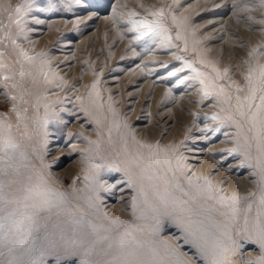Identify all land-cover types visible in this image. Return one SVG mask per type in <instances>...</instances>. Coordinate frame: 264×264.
<instances>
[{"label":"bare ground","instance_id":"bare-ground-1","mask_svg":"<svg viewBox=\"0 0 264 264\" xmlns=\"http://www.w3.org/2000/svg\"><path fill=\"white\" fill-rule=\"evenodd\" d=\"M120 12L121 11H119V14ZM111 16L113 17V14ZM102 18H104V15L101 19ZM220 18V16L218 18L216 17L217 20ZM235 20L237 21L238 19ZM227 21H229V18ZM227 21L224 22L225 24L222 23L220 26L222 29H220L219 32H223V34L227 33L224 32L226 29L224 28V25L226 26ZM240 23H238V25ZM125 26H127V24H125ZM122 27L124 28V26ZM115 28L116 27L114 26V29ZM263 28L258 29L262 30ZM240 30H242V28ZM120 31L122 30L120 29ZM133 32L136 34L135 31ZM90 33L92 34L91 31ZM130 33L133 35L132 32ZM112 34H110V36ZM254 34L256 35V32ZM86 35H89V32L86 33ZM85 37V39L88 38L87 36ZM225 37L226 34L224 38ZM250 37L253 38V35H250ZM105 38L104 40L107 39ZM119 38L121 39V37H118L117 39ZM113 39L111 38V41ZM119 40H117V42ZM134 40L132 41L131 39L132 42H134ZM228 40L231 41L234 40V38L231 40L228 38ZM236 40L238 41L239 39ZM253 40L256 41L257 39L254 38ZM197 41L199 40L197 39ZM81 42H79L80 45ZM138 42L140 43V39ZM144 42L140 43V45ZM123 43L121 41V47ZM196 44L197 42L195 43V47ZM238 44L236 43L238 48L243 45L240 43ZM128 45L131 46L129 43ZM136 45H138V43ZM145 45L148 46V43ZM208 45L206 43V50L210 49V47L208 49ZM72 46L73 45H71V47ZM112 46V52L119 53L117 52L119 50V48H117L119 45H117V47L115 46V48H117L116 50L114 49V45ZM109 47L111 46H108V49ZM131 47H133V45ZM202 47L204 46L202 45ZM215 48L213 49L215 50ZM250 48L252 49V47ZM258 49L260 48L258 47ZM135 50H137V48ZM89 52H91V49ZM126 52L127 51H125V55L127 56L128 53L126 54ZM103 53L101 55L104 56ZM113 54H109L110 58L111 55L112 57L114 56ZM216 54H210L213 55V58L209 55L208 56L214 59V55ZM58 55H60V53ZM65 55L71 56L72 54L70 52L63 56ZM122 56L124 55H121V57ZM132 56L135 57L134 54ZM208 56L206 57L208 58ZM258 56L260 55H257V59ZM261 56H263V53H261ZM235 57H233V60L236 59ZM54 58H56V55L55 57L53 56L52 59ZM238 58H241V55L240 57L238 56ZM84 59L85 58L81 60ZM94 59L96 60V57H94ZM190 59L193 60V57ZM253 59L255 61V58ZM146 60L147 58L143 61L146 62ZM222 60L225 61L224 59ZM233 60L231 59V61ZM76 61L75 63H78ZM236 61L237 60H235V62ZM258 61L259 60H257V62ZM103 62H105L104 59ZM140 62L139 64L137 63V69L132 67L134 73L138 72L140 74L143 71L141 70L142 67H146L143 66V62L141 63V66ZM215 62L212 61L213 65ZM118 63H115L116 66H119ZM230 63L232 62H229V65H231ZM261 63H263V61ZM103 64L104 68L108 66V64H106L107 66H105V63ZM215 65L218 64L216 63ZM225 65L227 66V64ZM194 66H196V64ZM150 67L152 68L153 66L150 65ZM104 68H102V71ZM151 68H147L150 73L152 72L150 71ZM250 68L251 67L249 66V69ZM73 69L75 70V68ZM249 69L246 70L247 75L251 72ZM53 70L54 69L49 70L51 75L54 73ZM110 70L112 71V69ZM152 70H154V68ZM97 71L98 70H96V72ZM68 72L69 70L62 73L65 74L64 76H69ZM87 72L86 67V74ZM99 73L101 75L100 70ZM140 76L142 78L141 74ZM90 77L91 76H89V78ZM115 77L117 76L115 75ZM109 78L111 77H108V79ZM185 78L186 77H184V79ZM114 79H110V81ZM142 79L144 81L141 83V87L144 89H140L145 90V92H147L146 94L151 95L152 99L151 104L149 102V106L144 107L141 110L142 113L138 116L140 117L139 120L147 121L146 124L140 125H138V123L135 125H128L126 122L127 126L122 122H119V118L121 119V117L115 113L116 107L114 105L116 101H114L115 103L113 102L115 94L112 99L109 98L110 100L107 99L105 95L106 99L103 98V100L98 93L92 92L93 90L89 94V91L92 89L90 85V88H88L89 90L85 91L86 99L82 97L85 99L82 107L88 112L92 123L90 124L88 122V117L84 118L83 113L77 114V116H73V121L64 124V129L66 128V131L62 128L63 131L61 130L60 132V126L55 124L57 117L52 116L56 110H59L60 106L55 103V98L50 97L46 92L38 93L37 91H31V94L27 95H24L21 92L17 93L15 104L16 116L17 113H19V118L17 116V119L18 121H21L26 128H19L12 125V136L20 145V148L11 160H6L0 165V183L5 186L3 189V199H0V224L5 225V227L0 230V264H7L8 261H19L21 264H25L29 259V254L26 252V249L32 242L33 238H36L38 244H47L48 242L55 241L56 247H50L48 249L50 254L45 258L46 264H57V256L59 264H83L85 261L87 264H105V262L111 261L113 257L117 256L119 253L132 250H135L138 253L136 259L140 264H218L224 248L228 249V251L224 253L226 264H264V233L261 232V227L264 226V202H262L264 201V101L261 100V97L264 96V91L257 93L255 87L259 82L257 83L250 80L245 91L234 89L233 92V87L231 90L226 88L222 91L221 89H223V87L220 85L221 83L217 84V82L213 80V88L211 87L212 90L215 89L219 93L222 92L220 94V100L219 98L218 102L215 100L218 109H214L211 106L212 110L214 109V111L212 112L211 110V112L213 115H216L217 118L222 119L223 123H221V125L223 124L224 126L225 124L224 127H221L224 128L222 134L226 135V137L222 138L221 141L223 142L218 141V143H208L207 140L212 135L206 136V133L204 132L202 135L197 133L192 136L193 138L191 137L193 140L190 138L194 143L191 142L192 144L185 146V143L183 144L182 140H179L183 138H180L183 133L178 132V124H176V121H172L170 124L171 128L169 127L171 130L169 133L167 132L166 135H161V133H159V131L161 132L162 130L160 129L161 127L159 128L156 126L157 128H153L151 126L152 123H155L151 121V110H153L152 108H155V106L158 108V106L155 105L156 103H152L156 101L158 102L159 99H162L164 92L167 91L166 94L168 93V89L164 90V86L161 87V85H159V83H161L160 80H156L159 82L157 83L152 79L155 81V84L148 76L146 79ZM182 79L183 77L179 79V82L182 81ZM86 80L85 82H87ZM251 81L253 85H250ZM85 82L82 87L83 89L78 85L83 91L86 86ZM65 83L67 84L68 80ZM88 83L89 82H87V84ZM183 83L181 85H183ZM192 83L190 82L188 85L190 86ZM66 84H61L60 89H68V87H65ZM146 84H148L147 89ZM167 84L170 85L169 83ZM188 85H185V87ZM15 86H20L18 81ZM109 87L113 89L112 85L108 86V88ZM168 87H170L169 89H172V86ZM234 87L236 88V86ZM114 89H116V87ZM107 90L105 89V93H107ZM69 91H72L71 87ZM83 91L78 93L81 94ZM194 92H196V90H194ZM0 93H2V91ZM142 93L144 92L142 91ZM186 93L188 94V92ZM168 95H170L171 98V95L174 94L170 93ZM109 96H111V94ZM75 97L77 99V96ZM231 97L233 98L232 101ZM32 98L37 100V103L32 101ZM184 98L185 97H183V99ZM216 98L217 97H215V99ZM171 99L173 100V98ZM183 99H179V101L183 102ZM81 100L82 99H80V101ZM177 100L178 99H176V101ZM184 103L185 102H183V105ZM210 103H212V100H210ZM122 104L123 102L119 103L118 107H121ZM140 104L138 106H140ZM173 104H175L174 107L177 106L175 101ZM38 105H41L40 108L44 109L45 114L48 115V123L43 128L39 125L40 120L38 119L37 113H35V110L39 109ZM195 105H198V103ZM134 106L132 108H134ZM192 106L190 107L193 108ZM185 107H187V105ZM138 108L135 109L138 110ZM183 108L181 109L183 110ZM206 109L208 110V108ZM28 110H31V112L35 111V114L31 115L30 113V117H32L30 119L27 118ZM167 110V108H164L160 111V114L158 113L163 125H165L164 123L170 122L172 119V115ZM188 111L191 112V110ZM198 111L200 112L201 110ZM132 112L133 111H131V114L129 115L127 114L125 118L127 116L128 118L131 117ZM135 112L136 111L133 113L136 115ZM173 112L175 114L177 111L175 112L174 110ZM194 113L191 114L194 116ZM209 113L210 111L208 114ZM122 114L124 115V113ZM208 117L210 118V116ZM64 118V115H60L58 119L62 122L65 120ZM122 118H124V116ZM189 118L190 117H188V119ZM0 119H3L6 124H10L9 119L2 117H0ZM175 119L173 118L172 120ZM159 121L156 122L159 123ZM178 121L182 120L180 119ZM32 124L35 125L34 128L31 127ZM204 124L207 125V123ZM192 127L193 128L191 129L194 130V126ZM72 130H79L81 132V138L78 142L80 145L78 148L79 152H74L73 149L77 145V143H75L77 142L76 139L72 140L73 143H69L70 138L67 135L73 134L70 133ZM186 131V129L185 131L183 130L185 133ZM64 132H66L65 135H63ZM45 134H48V136H45ZM76 134L77 133L73 136H77ZM186 134H184V137H186ZM189 134L191 133L189 132ZM181 143L186 149H183L182 145L180 146ZM65 144L67 146H64ZM141 144H149L158 147L148 149L141 147ZM68 145H70L69 148ZM63 160L67 161V163L63 167H57L58 162ZM53 163L57 164L52 167L51 165ZM37 175H42L48 182L49 186L56 191L63 193L65 206L63 204L59 206L60 213H55L52 217H50V215L44 217L42 215H37L35 213L36 211L31 207L27 209L23 207L24 203L31 204L30 201L22 200V197L25 195L24 189L29 185L27 178L29 176L33 177L32 183H35V177ZM85 175L90 177L88 181L84 179ZM65 177L72 180V190L74 192L63 190V180ZM89 185L95 187L96 191H90L88 189ZM233 196L238 198L235 203H233L231 199ZM133 197L137 198L135 211H133L132 208ZM12 200H19L20 203H9V201ZM68 201H72L74 204L71 203V205L67 203ZM41 212L45 211L43 210ZM38 214L41 213L39 212ZM26 216H31L32 220L24 221L25 230L22 233L14 235L8 230V225L12 220H19ZM72 241H76L77 243L73 245ZM121 245L124 246L123 249L121 248Z\"/></svg>","mask_w":264,"mask_h":264},{"label":"rangeland","instance_id":"rangeland-1","mask_svg":"<svg viewBox=\"0 0 264 264\" xmlns=\"http://www.w3.org/2000/svg\"><path fill=\"white\" fill-rule=\"evenodd\" d=\"M21 2H22V0H0V92L2 91V93H0V117L9 119V122L11 125H15L19 128H26V126L21 121H18L17 116H16L15 104H16L17 93L21 92L24 95H27V94H31V91H37L38 93L46 92L50 95V97L55 98V103H57V105H60L59 110L58 111L56 110V112L52 114V116L57 117V121L55 122V124L60 126V130H59L60 132H61L62 128H63V130L66 131V128L64 129V124H67L68 122L73 121V116H77V114L83 113L84 118L88 117L89 118L88 122L91 124L92 120L90 119L88 112L82 107L83 103L85 102V99H86L85 91L89 90L88 88H90V85H91L92 89L89 91V94L93 90L92 92L98 93L99 96L102 97V99L103 98L104 99H106V98L112 99L114 94H115L116 99L113 98L114 99L113 102L116 101V103L114 102L115 105H114V103H113V105L116 107L115 113L119 117H121V119H122L121 120L119 118V122H122L125 125H127V124L128 125H132V124L135 125L137 123H138V125L146 124L147 121L139 120L140 117H138V116H140V114L142 113L141 110L144 107L149 106V102L151 104V99H152L151 95L146 94L147 92H145V90L140 89V88L144 89L143 87H141V83H143V81H144L142 78L146 79V77L148 76V77H150L151 80L152 79H154L155 81L160 80L161 83H159L157 81L156 82L159 83V85H161V87L164 86L163 87L164 90L168 89V93L166 94L167 91H165L162 99H159L158 102L156 101V102L152 103V104L156 103L155 105L158 106V108L155 106V108L157 110L155 108H152L153 110H151L152 111L151 112V121L156 123V124L152 123L151 126L153 128H157L156 126H158L159 128L161 127L160 129H162V130H161V132L159 131V133H161V135H166L167 132L169 133V131L171 130L170 124L172 123V121H176V124H178L177 125V128L179 130L178 132L183 133L180 136V138H182V137L183 138L179 139V140L180 141L182 140V143L183 144L185 143L184 144L185 146H188V145L194 143L192 141L193 140L192 136L196 135L197 133H200L201 135L206 133V136L212 135L210 138H208L207 142L208 143L209 142L210 143H216V142L218 143V141H221L222 138L226 137V135L222 134L224 132L223 131L224 128H221V127H224L225 124H224V126H223V124L221 125V123H223L221 118H217L218 120L217 119L213 120L212 119V117H213L212 112L214 111V109H218L217 108L218 105L215 103V100H217V102H218V98L220 100V94L222 91L219 93L215 89H214L215 91L212 90L213 87L212 88L210 87L209 91L210 92L212 91L211 95H209L208 97H204L203 96L204 85H202L200 83V80L204 79L205 84H209V83L212 84V82L214 80L217 82V84L221 83L220 85H222L223 90H225L226 88L231 90L233 87V92H234V89H239L240 91H245L247 89L249 81H250L248 79V77L251 76L252 81H255L257 83L259 82L256 86L257 88L255 87V89H257V93L264 91V82H263L264 81V74H262L260 71V67L262 65H264V57H263L264 56V36H263V33H264V28H263L264 27V3H261V0H223V1L222 0H152V1L151 0H123V1H121V0H94V1L93 0H31L30 4L25 5L22 24L17 25L15 23H13V21L18 16V14L15 12V7H16V5L20 4ZM118 2H119V4H118ZM160 8L165 9V18L163 19L162 22H163L164 26L168 29L167 33H162V34L148 33L147 35H144L143 33L146 32L147 30L144 29L138 22L141 20H145V19H147L151 22L155 18L152 17L150 15V13L154 12ZM117 11H118V13H117ZM119 11H121L120 14H119ZM10 13H11V16H9ZM133 13H135V15H133ZM112 14H113V17L111 16ZM103 15H104V18L101 19V17H103ZM173 15L176 16L177 20L181 22L180 28H179L181 36L183 37V39H181V40L176 39L177 27L172 22V16ZM219 16L221 18L219 20H217L216 17L218 18ZM225 16H226V18H225ZM117 17H119V18H117ZM228 18H229V21H227ZM120 19H121V21H120ZM224 19L227 21L226 26L224 25V28H226L224 32H227V33H225L226 34L225 38H224L225 34H223V32L222 33L219 32V30L222 29L220 27L222 25V23L226 22ZM233 19L234 20L238 19L237 20L238 22L235 20L237 22V24ZM239 21L242 23V26H241V23ZM134 22H136V23H134ZM238 23H240L239 24L240 26L238 25ZM125 24H127V26H125ZM114 26L116 27L115 29H114ZM122 26H124V28ZM240 27L242 28V30H240L241 29ZM21 28H22V31H21ZM258 28H263V29L259 30ZM120 29L122 31H120ZM90 31L92 32V34L90 33ZM126 31L127 32L129 31V32L127 33ZM133 31H135L136 34H134ZM88 32H89V35H86V33H88ZM110 32H112L113 34ZM130 32H132L133 35ZM255 32H256V35L254 34ZM93 33H95V34H93ZM261 33H262V35H261ZM110 34H112V35L110 36ZM138 34H139V36H138ZM113 35H114L115 40L113 39ZM250 35H253V38H251ZM85 36H87L88 38L85 39L86 38ZM166 36H171V41L167 43V46H165ZM257 36L258 37L260 36L259 41H258ZM103 37L104 38L106 37L107 39L105 38L106 40H104ZM118 37H121V39L120 38H119L120 40L117 39ZM111 38L113 39L112 41L115 44L111 41ZM228 38H230V40L234 38V40L229 41ZM254 38L257 40L256 41L253 40ZM131 39H132V41L134 39L136 41L134 40V42H132ZM139 39H140V43L145 41L143 43L144 46H143V44L140 45V43L138 42ZM197 39L199 41H197ZM236 39H239L238 41H240V42H238ZM248 39H249V41H248ZM117 40H119L120 42L118 41L119 42L118 43ZM226 40H228V41H226ZM260 40H262L263 42ZM13 41H15V43H13ZM109 41H111V42H109ZM115 41L117 42V45H119V47H117ZM121 41H122V43L124 41V43L122 44V47H121ZM233 41L236 42L237 44L240 43L241 45L244 42L246 44L244 43L242 46H239V48H238L239 44L236 45V43H234ZM79 42H81V45L79 44ZM196 42L198 45L196 44V47H195ZM232 42L235 44V46ZM251 42H253V43H251ZM254 42H255V45H254ZM128 43L131 46L133 45V47L129 46ZM137 43H138V45H136ZM147 43H148V46L145 45ZM206 43H207V45L209 44L208 45V49L210 47L209 50H206L207 49V47L205 46ZM247 43H248V45H247ZM217 44L218 45L220 44V45L218 46ZM71 45H73V46L71 47ZM112 45H114L115 50L117 48H119V50L117 52H119L120 54L116 53V52H112L113 51ZM123 45L126 47V49ZM199 45H201V46H199ZM202 45L204 47H202ZM249 45H251V46H249ZM108 46H111L112 49H111V47H109V49H111V50H109ZM115 46L117 48H115ZM70 47H71V49H70ZM120 47H121V49H120ZM250 47H252V49ZM253 47L256 51H253ZM258 47L260 49H258ZM136 48H137V50H135ZM197 48H198V50H197ZM213 48H215V50ZM73 49H74V51L75 50L76 51L74 52ZM90 49H91V52H89ZM202 49H203V53H202ZM124 50L127 51L126 54L128 53L127 56L129 58L125 55ZM249 50L252 52V56L250 55L251 52ZM129 51H131L132 53ZM135 51H137V52H135ZM208 51L209 52L211 51V52L209 53ZM57 52H59L60 55H58L59 53H57ZM70 52L72 54L71 56L70 55H67L68 57L66 55L63 56L64 54H69ZM245 52H246V54H245ZM41 53H42V55H39ZM102 53L104 54V56L101 55ZM113 53H116L117 55L113 54ZM211 53L212 54L217 53L216 55H214V59L216 62L214 61V59H212L213 55H210ZM261 53H263V56H261ZM88 54L89 55L91 54L90 55L91 57ZM109 54H113L114 56L112 57V55H111V58H110ZM133 54L135 55L136 58L137 57L138 58L140 57V58L139 59L137 58V60H136V58L132 56ZM137 54H138V56H137ZM256 54L260 55V56H258V59H257ZM52 55L54 57L56 55V58H58V57H60V58H58V59L54 58L55 60H57V61H55L54 59H52L53 58ZM57 55H58V57H57ZM121 55H124V56L121 57ZM208 55L212 58H210ZM237 55L239 57L241 55V58H238ZM245 55H247V56H245ZM130 56L133 58H131ZM206 56H208V58ZM232 56L233 57L236 56L235 57L236 59L233 60ZM29 57H31L32 59H29ZM94 57H96V60L94 59ZM177 57H182L183 59L178 60ZM192 57H193V60L190 59ZM247 57H249V58H247ZM78 58H79V60H78ZM83 58H85V59L81 60ZM122 58H123V60H122ZM145 58H147L146 62H144ZM253 58H255V61ZM103 59L105 62H103ZM217 59H218V61H217ZM222 59H224L225 61H223ZM231 59L234 61V63H233V61H231ZM248 59H250V60H248ZM117 60L118 61L120 60L119 63ZM139 60L140 61L142 60V61L140 62ZM185 60L193 62L194 68L200 70L203 73H206L207 75L201 76V77H196L195 72H193L190 69H186V68L183 71H178L179 69L184 68V61ZM201 60L205 61V63L204 64L201 63L200 62ZM211 60L213 62H215L214 65H213ZM235 60H237V61L235 62ZM257 60H259V61L257 62ZM75 61L78 63H75ZM96 61H97V64H96ZM136 61H138V62H136ZM221 61H223V62H221ZM252 61H253V63H252ZM262 61H263V63H261ZM94 62H95V64H94ZM139 62H140L141 66H142V64L144 67L149 66L147 68H151L150 65L153 66L151 68V70L149 69L152 72L150 73L146 67L145 68L147 70L142 67L141 70H143V71L140 73L142 75V78L138 72L134 73L133 68H136V66L139 64ZM229 62H232V63H230L231 65H229ZM259 62H260V64H259ZM74 63H75V66H74ZM103 63H105V66H107L106 64H108V66L104 68ZM115 63L116 64L118 63L119 66L120 65L121 66L120 67L118 65L116 66ZM216 63L218 65H215ZM77 64H78V66L79 65L80 66L78 67ZM195 64H196V66L197 65L198 66L197 67L194 66ZM225 64H227V66ZM52 65H54V66H52ZM72 65H73V68H75V70H77V69L78 70L75 71L72 68ZM113 65L115 66V68ZM132 65H134V66H132ZM81 66H83L85 68H83ZM101 66H102V68H104L103 71H102ZM212 66L216 69H219L220 74H219L218 78L216 76L217 75L216 72L213 71ZM217 66H219V67H217ZM249 66L251 67L250 69H249ZM86 67H87V71L89 72V73L87 72L88 76L86 74ZM80 68H82V69H80ZM153 68H154V70H152ZM51 69H54L53 70L54 73H52L53 76L51 75V72L49 71ZM110 69H112V71ZM225 69H227V72L224 71ZM247 69H249V71H251L250 73L248 71L249 75H247V72H246ZM67 70H69V72H68L69 76H64L65 74H63V73ZM96 70H98V71L96 72ZM99 70L101 71V75L99 73ZM208 70L209 71L211 70V71L209 72ZM74 72H76V73H74ZM144 72L147 76L144 74ZM173 72H175L176 75H170V73H173ZM48 74H50V75H48ZM54 74H56V75H54ZM59 74H61L63 76H61ZM84 74H86V75H84ZM114 74L117 77H115ZM54 76H56V77H54ZM89 76H91V77L89 78ZM5 77H7V79H5ZM108 77H111V78L108 79ZM153 77H155V78H153ZM161 77H165V78H161ZM181 77H183L182 82L181 81L179 82V79H181ZM184 77H186L185 78L186 80L184 79ZM73 78H74V80H73ZM82 78H84V79H82ZM65 79H66V81L68 80V83H67L68 85L65 83L66 82ZM105 79H106V81H105ZM110 79H114V80L110 81ZM161 79H162V81H161ZM85 80L89 83L87 84V82H85ZM154 80H152L153 83H155ZM164 80H165V83H164ZM184 80H185V82H184ZM17 81L20 84L19 87L15 86L17 84ZM189 81L191 83L193 82L190 85L192 87V89L188 85V83H190ZM252 81H251L250 85H253ZM80 82H81V85H80ZM84 82L86 83L85 84L86 86L84 87L85 90L83 91V90H81V88L84 86ZM166 82L169 83L170 85H168ZM63 83H64V85L66 84L65 87H68V89H63V90L60 89V86H61V84L63 85ZM182 83H183V85H181ZM92 84L95 85L96 87H93ZM78 85L81 88H79ZM87 85H88V87H87ZM111 85H112L113 89L115 87H116V89L113 90L110 87L108 88V86H111ZM146 85H147V87H146V89H147L148 84H146ZM173 85H174V87H173ZM185 85H188V86L185 87ZM97 86H98V88H97ZM104 86L107 88H105ZM165 86H166V88H165ZM168 86H172L171 88L173 89V91H172V89H169L170 87H168ZM234 86H236V88ZM70 87L72 88L73 93H72V91H69ZM187 87H190V88H187ZM105 89L106 90L108 89L109 91L107 90V93H105L106 92ZM169 90H171V91H169ZM194 90H196L197 93L194 92ZM80 91H83V93L81 92V94H79L78 92H80ZM142 91L144 93H142ZM169 92L171 94H174V95L177 93L175 96L171 95V98H173V100L170 98V95H168V94H170ZM182 92H184V93H182ZM186 92H188L189 95ZM214 92H217V93H214ZM77 93H78V95H77ZM138 93H142V94H138ZM181 93L184 95L185 94H187V95L184 96ZM218 93H219V95H218ZM83 94H85V95H83ZM110 94H111V96H109ZM105 95H106V98H105ZM118 95H120V96H118ZM177 95H179V96H177ZM75 96H77V99ZM187 96H188V98H187ZM192 96H194V97H192ZM13 97H14V99H13ZM82 97L85 99H83ZM165 97H167V98H165ZM174 97H175V99H174ZM176 97H178V98H176ZM183 97H185V98L183 99ZM190 97H192V98H190ZM215 97H217V98L215 99ZM33 99L34 98H32V101L37 103L36 102L37 100H35V99L33 100ZM72 99H74V100H72ZM80 99H82L81 100L82 102L80 101ZM176 99H178L177 100L178 102L176 101ZM179 99L184 100V101L182 100L183 102H185L184 105H183V102L179 101ZM232 99L233 98L231 97V101H232ZM121 100H124L125 103H124V101H121ZM170 100H172V101H170ZM210 100H212V103H210ZM120 101L123 102V104L121 105V107H123V108H121L120 106L118 107L119 103H121ZM163 101L166 103H164ZM174 101L177 103L176 104L177 108L174 107V105H175V104H173ZM189 101H191V102H189ZM140 102H141V104H140ZM202 102L204 103V105ZM134 103H136V104H134ZM193 103H195V104L198 103V105H195ZM139 104H140V106H138ZM186 105H187V107H185ZM40 106L41 105H38L39 109L35 110L36 112L35 111L34 112L37 113L38 119L40 120L39 125L41 126V128H43V127H45L43 124V121L48 118V115L45 114L44 109H41ZM133 106H134V108H132ZM190 106H192L193 108H191ZM211 106H212V108H214L213 110H212ZM171 107H172V109H171ZM201 107H203V108H201ZM131 108H132V110H131ZM135 108L136 109L138 108V110H136ZM164 108L168 109L167 111L172 115V117L170 116L172 119L173 118L175 119L176 117L178 119L177 118L175 120L171 119L170 122L164 123L165 125H163L162 124L163 122L161 123L162 120L160 119L159 114H160V111ZM181 108H183V110ZM185 108L187 111L191 110V112L188 111V114L189 113L193 114L194 112H196V113H194V116L192 114L188 115ZM206 108H208V110L210 111L209 114H208L209 111ZM209 108H211V109H209ZM133 109H135V110H133ZM173 109L175 110V112L177 111L175 114L173 112L174 111ZM38 110L41 112H39ZM121 110H122V112H121ZM124 110H125V112H124ZM127 110H129V111H127ZM170 110H172V111H170ZM198 110H201V111L199 112ZM211 110H212V112H211ZM28 111L29 112H28L27 118L30 119V118H32L30 116L32 114H35V113L31 112V110H28ZM131 111H133V112L136 111L135 113L137 116L132 112L133 117L131 116V117H129L130 118L129 119L127 116L125 118V116L127 114L128 115L131 114ZM184 111H186V112H184ZM205 112H207V113H205ZM30 113H31V115H30ZM122 113H124V115ZM60 115L65 116V118H64L65 120L62 122L59 121V119H58ZM123 116H124V118H122ZM208 116H210V118L212 120ZM188 117H190V118L188 119ZM135 118H136V120H135ZM153 118H154V120H153ZM179 118L182 121H178V120H180ZM128 120H131V121H128ZM156 121L157 122L159 121L160 124L157 123ZM205 121H207V122H205ZM126 122H127V124H126ZM129 122H131V123H129ZM203 122L207 123V125L204 124ZM210 122L213 124H211ZM62 123H63V125H62ZM194 123H196V124H194ZM199 123H202V124H199ZM179 124H182V125H179ZM32 125H34V124H32ZM32 125H31V127L34 128L35 125L34 126H32ZM167 125H169V126H167ZM191 125L194 126V130L191 129V128H193ZM226 126L229 127L228 125H226ZM210 127H211V129H210ZM215 127H216V129H215ZM185 129L187 130L186 131L187 134L185 132H183V130L185 131ZM210 130H211V132H210ZM189 132L191 134H189ZM67 133H68V131H67ZM70 133H73V134L67 135L70 138V141L69 140L68 141L70 143V142H72L73 139H76L77 142H75V143H77V145L73 149H74V152H79L78 148L80 145L78 142L80 141V138H81V132L79 130H72V131H70ZM75 133H77L76 134L77 136H73ZM65 134H66V132L63 133V135H65ZM184 134H186L185 135L186 137H184ZM45 136H48V134H45ZM188 136H189V138H188ZM186 139H188L189 141ZM221 142H223V141H221ZM182 143L180 144V146L182 145V148L186 149V147L183 146ZM64 146H67V145L65 144ZM69 147H70V145H68V148ZM66 163H67V161L63 160V161L58 162V164L53 163L51 166L53 167L54 165L57 164L58 165L57 167L60 168V167H63ZM63 181H64V184H63L64 189L63 190L69 191V192H74L72 190V185H73V182H71L72 180H69L68 177H65V179ZM53 182H54V180H53ZM67 203L74 204L72 201H68ZM62 204L65 206L64 200H63V203H59L56 206H53L51 208H45V209H42L40 211H36L35 213L37 215H42L43 217L49 216V215H50V217H52V215H54L55 213L56 214L60 213V207L59 206H61ZM43 210L45 212H41ZM39 212L41 214H38Z\"/></svg>","mask_w":264,"mask_h":264},{"label":"snow or ice","instance_id":"snow-or-ice-1","mask_svg":"<svg viewBox=\"0 0 264 264\" xmlns=\"http://www.w3.org/2000/svg\"><path fill=\"white\" fill-rule=\"evenodd\" d=\"M31 0H22V2L15 7V12L18 14L17 18L13 21V23L17 25H21L23 21L24 16V8L25 5L30 4ZM261 3H264V0H261ZM135 15V13H133ZM150 15L154 17L151 22L147 19L141 20L138 23L147 31L144 32V35H147L148 33H155V34H162L167 33L168 29L163 24V19L165 18V9L160 8L157 9L154 12H151ZM11 16V13L9 14ZM172 22L176 25L177 31H176V39L181 40L183 37L181 36V33L179 31L181 22L177 20L176 16H172ZM136 23V22H134ZM22 31V28H21ZM166 44L171 41V36H166ZM15 43V41H13ZM253 51H256L253 49ZM23 54V53H22ZM252 53H250L251 55ZM39 55H42L39 54ZM29 59H32L29 57ZM178 60L183 59L182 57H177ZM201 63H205V61L201 60ZM190 69L193 72L196 73V77L206 76V73L201 72L200 70L193 67V62L184 61V68L179 69L178 71H183L184 69ZM213 71L216 72L217 78L219 77L220 71L219 69H216L213 67ZM227 72V69L224 70ZM260 71L262 74H264V65L260 67ZM170 75H176L175 72L170 73ZM7 79V77H5ZM249 80H251V76L248 77ZM182 82V81H181ZM200 83L204 85L203 88V96L208 97L211 95V92L209 91V88L213 85L211 83L205 84L204 79L200 80ZM95 87V85H93ZM223 91V89H221ZM239 91V89H237ZM14 99V97H13ZM261 100L264 101V96L261 97ZM17 116L19 118V113H17ZM217 116L213 115L212 119H216ZM48 123V120L45 119L43 121L44 126H46ZM12 125L6 124L3 119H0V165L6 160H11L16 153L18 152L20 145L14 140L12 136ZM141 147L152 149L153 146L149 144H141ZM10 167V165H9ZM29 185L24 189L25 195L22 197L23 201H30L31 204L24 203L23 207L25 209L31 207L35 211H40L44 208H51L53 206H56L59 203H63L64 196L63 193H60L53 189L51 186H49L48 182L45 180V178L42 175H37L35 177V183H32L33 177L29 176L28 178ZM84 179L88 181L90 177L88 175L84 176ZM4 185L0 183V199H3V189ZM88 189L90 191L95 192L96 188L89 185ZM233 203L236 202L238 199L237 197L233 196L232 198ZM264 202V201H262ZM9 203H20L19 200H12L9 201ZM137 205V198L133 197L132 200V208L133 211L136 210ZM11 215V214H10ZM28 220L31 221V216L23 217L19 220H12L10 224L8 225V230L13 233L14 235H19L22 233L24 229V221ZM5 227V225L0 224V230H2ZM261 232L264 233V226L261 227ZM77 242L72 241V244L75 245ZM56 247L55 241L48 242L47 244L40 243L38 244L36 241V238H33L32 242L29 244L28 248L26 249V252L29 254V259L25 262V264H46V256H48L50 253L48 251L49 248ZM123 245H121V248L123 249ZM228 251L227 248H224L221 253V259L218 261V264H226L224 253ZM138 253L135 250L127 251V252H121L117 256H114L111 261L105 262V264H140V262L136 259ZM67 258V257H66ZM7 264H21L19 261H8ZM57 264H59V259L57 256ZM83 264H87V262H83Z\"/></svg>","mask_w":264,"mask_h":264}]
</instances>
